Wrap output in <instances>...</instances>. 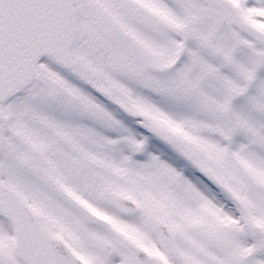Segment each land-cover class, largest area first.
Masks as SVG:
<instances>
[{"label": "snow or ice", "instance_id": "snow-or-ice-1", "mask_svg": "<svg viewBox=\"0 0 264 264\" xmlns=\"http://www.w3.org/2000/svg\"><path fill=\"white\" fill-rule=\"evenodd\" d=\"M0 264H264V0H0Z\"/></svg>", "mask_w": 264, "mask_h": 264}]
</instances>
